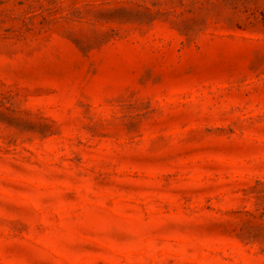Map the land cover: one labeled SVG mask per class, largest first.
Returning a JSON list of instances; mask_svg holds the SVG:
<instances>
[{
    "label": "rangeland",
    "instance_id": "374dc122",
    "mask_svg": "<svg viewBox=\"0 0 264 264\" xmlns=\"http://www.w3.org/2000/svg\"><path fill=\"white\" fill-rule=\"evenodd\" d=\"M0 264H264V0H0Z\"/></svg>",
    "mask_w": 264,
    "mask_h": 264
}]
</instances>
